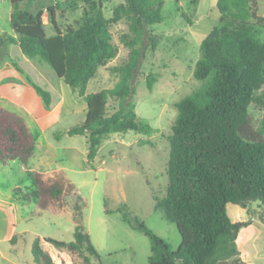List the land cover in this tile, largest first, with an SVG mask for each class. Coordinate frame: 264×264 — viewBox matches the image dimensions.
<instances>
[{
  "label": "trees",
  "instance_id": "trees-1",
  "mask_svg": "<svg viewBox=\"0 0 264 264\" xmlns=\"http://www.w3.org/2000/svg\"><path fill=\"white\" fill-rule=\"evenodd\" d=\"M98 1L89 8L77 27L62 31L54 11L48 7L53 34L46 32L43 10L31 9L33 0H9L10 27L14 35L7 41L17 44L28 58L47 62L65 84L78 91L86 101L84 119L64 131L54 133L84 135L88 160L93 159L102 139L112 133L134 131L150 135L156 132L135 111L131 97V79L142 56L145 38L152 48L156 40L146 26L163 21L164 0H124L114 8V15L124 14L129 32L122 42L129 48L127 60L112 68L118 79L111 87L88 92L89 81L97 67L113 58L116 46L110 33L111 19L105 17ZM219 24L200 43L201 55L195 63L194 77L201 87L176 103L178 114L170 137V154L166 174V196L156 200L154 208L176 225L181 244L171 250L169 244L142 221L131 217L125 204L116 211L131 228L141 231L150 242L148 264H247L239 257L236 236L247 221L233 222L227 204L242 207L249 201H264V115L258 125L250 123L248 107L254 103L264 108V16L257 11V0H217ZM187 18V17H186ZM14 67L41 97L44 107L50 105V93L37 84L15 61ZM154 76L147 74L151 90ZM117 100V108L109 113L107 102ZM35 146L26 119L15 111L0 106V162L19 160L27 163ZM34 192L24 195L37 198L38 208L50 204L65 205L67 196L76 193L80 204L73 206L75 228L70 241L48 237L47 241L65 249L79 262L103 264L82 224L85 198L63 175H31ZM111 212L106 209V213ZM31 253L37 264H70L56 262L35 237Z\"/></svg>",
  "mask_w": 264,
  "mask_h": 264
},
{
  "label": "rangeland",
  "instance_id": "rangeland-1",
  "mask_svg": "<svg viewBox=\"0 0 264 264\" xmlns=\"http://www.w3.org/2000/svg\"><path fill=\"white\" fill-rule=\"evenodd\" d=\"M89 1L96 0H33L31 9L43 10L42 20L50 35L54 33V28L49 21L48 7L53 9L59 28L65 31L67 27H77L81 23ZM216 1L164 0L161 9L163 21L146 26L157 43L152 48L150 40L145 38L142 56L131 79L134 87L131 102L140 119L156 128V132L146 135L127 131L106 135L96 156L88 160V144L84 135H65L59 140L54 139L55 132L64 131L85 117L86 101L77 90L62 81L67 91L63 102L58 99L52 105L50 99L46 108L39 100L23 111L35 146L27 163L11 160L6 165V171L0 173V264H37L31 253L35 237L40 238L42 247L54 261L79 262L77 256L72 257L47 238L73 239L76 224L73 206L80 204L81 199L76 193H71L65 205L50 204L46 209H39L36 197L30 200L24 197L34 192L31 180L34 172L63 175L80 191L85 198L81 211L82 224L103 264H148L149 239L122 220L116 210L123 204L132 218H138L161 236L171 250L180 246L181 237L176 225L166 220L154 205L156 200L164 199L167 192L166 168L170 137L178 114L176 103L197 91L203 82L194 77L193 70L201 55L202 39L219 24ZM124 2L98 1L105 17L111 19V41L116 46V53L97 67L88 83V92L113 86L118 76L112 68L127 60L129 48L121 39L129 32V20L124 14L114 15V8ZM8 7L9 0H0V61L5 58L12 60L6 48L11 44L7 36L14 35L6 17ZM257 11L264 14V0H258ZM258 32L262 36L264 28L258 27ZM14 58L17 62L13 61L52 97L64 92L58 86L60 78L47 62L38 57L28 58L30 62L17 55ZM149 73L154 76L151 90L146 81ZM117 106V100H108L109 113ZM248 113L251 125L256 127L264 115V108L251 103ZM37 116L59 119L42 131L35 123ZM73 138L76 140L73 141ZM106 209L111 212L106 213ZM227 214L233 222L247 221L245 227L255 221L256 224L243 228L241 237L247 239L249 234H255L257 247L264 250V201H249L245 207L228 203ZM239 257L246 263L240 252ZM227 264L232 263L228 261Z\"/></svg>",
  "mask_w": 264,
  "mask_h": 264
},
{
  "label": "crops",
  "instance_id": "crops-1",
  "mask_svg": "<svg viewBox=\"0 0 264 264\" xmlns=\"http://www.w3.org/2000/svg\"><path fill=\"white\" fill-rule=\"evenodd\" d=\"M11 7H8L6 11V17L8 20V26L10 27V10ZM257 8H258V0H257ZM264 16V14H260ZM11 28V27H10ZM12 30V29H11ZM13 32V31H12ZM8 50V55L12 58V60H15L14 55L20 56L22 60H26L27 62H30L28 57H24L25 55L20 50V47L17 44H8L6 46ZM16 61V60H15ZM17 62V61H16ZM59 78V77H58ZM61 81H58V86L61 89H64L63 93H57L55 97L51 96V103L57 101L58 99H61V102H63L64 98L63 95L67 92L64 85H62V79ZM38 84V83H37ZM30 84L24 79L22 74L14 67V65L11 62L10 58H5L4 60L0 61V106L9 109L11 111H15L19 113L20 115L24 116V110L29 109L30 106L33 104H36L39 100L42 101L41 97H37L33 90L30 88ZM44 88V87H43ZM36 92V91H35ZM37 93V92H36ZM50 93V92H49ZM60 96V97H59ZM43 103V102H42ZM38 117V116H37ZM59 118H46L44 116H39L38 118H35L36 125L40 128V130H47L51 126V124L55 121H57ZM69 136L67 134H63L62 136ZM77 136V135H76ZM74 137V136H70ZM55 139V138H54ZM73 141L76 140V138L72 139ZM8 163L0 162V173L6 171V165ZM252 224H256L255 221H251L246 227H242L236 236V246L242 254L243 260L247 264H264V250L259 249L256 245V236L255 234H249V237L246 239L244 237H241V231L243 228H248Z\"/></svg>",
  "mask_w": 264,
  "mask_h": 264
}]
</instances>
